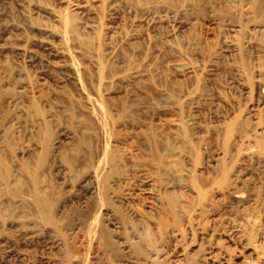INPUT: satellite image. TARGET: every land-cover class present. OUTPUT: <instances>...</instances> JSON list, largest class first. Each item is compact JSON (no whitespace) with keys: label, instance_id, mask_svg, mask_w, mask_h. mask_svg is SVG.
<instances>
[{"label":"rangeland","instance_id":"rangeland-1","mask_svg":"<svg viewBox=\"0 0 264 264\" xmlns=\"http://www.w3.org/2000/svg\"><path fill=\"white\" fill-rule=\"evenodd\" d=\"M179 1L155 9L140 0H0V256L19 254L59 264L60 251L49 250L42 239L26 240L25 231L41 221L28 202L34 192L57 195L65 178L72 198L61 219L69 224L93 200L83 195L91 187L85 178L90 165L73 163L75 154L96 143L97 126L83 114L89 95L84 87L93 74L86 67L99 60L98 54L106 67L101 93L110 109L121 107L124 113L115 129L139 134L128 150L120 145L125 166L106 172L112 211L96 206L95 221L113 229L111 222L124 214L131 222L125 228L142 232L130 217L137 211L150 216L159 212L161 200L163 207L181 205L192 220L216 221L206 208L201 211L194 181L205 182L230 169L229 176L236 177L233 189L213 196L219 205L215 215H221L234 240L227 244L230 252L224 260L214 264H246L239 254L245 252L243 245L264 240V85L257 87L264 79L257 82L254 70L253 77L233 72L247 56L241 52H260L246 33L256 22L242 16L247 0H236L235 16L224 0L221 9L217 0H198L200 5ZM230 18L244 20L238 32L228 24ZM201 24L210 32L207 48L195 38ZM253 35L262 49L264 38ZM25 84L34 96L42 88V97L26 98ZM233 118L249 142L233 136L225 143L224 127ZM45 128L51 133L50 151L42 161L36 143ZM144 191L151 194L146 198ZM61 210L58 205L57 216ZM147 225L143 244H135L129 254L130 264L203 263L197 241L181 246L187 258L169 255L174 238L166 227L154 231ZM62 234L69 238L65 229ZM97 247L85 248L89 257L84 264H90ZM121 256L113 261L104 255L101 264H118ZM71 262L69 258L65 264ZM255 263L264 264V257Z\"/></svg>","mask_w":264,"mask_h":264},{"label":"bare ground","instance_id":"bare-ground-1","mask_svg":"<svg viewBox=\"0 0 264 264\" xmlns=\"http://www.w3.org/2000/svg\"><path fill=\"white\" fill-rule=\"evenodd\" d=\"M69 3V0H65ZM71 1V0H70ZM178 3H182L179 0H175ZM190 3H198V0H187ZM219 3L216 5L219 9L223 7V0H217ZM227 2L228 7H226L231 14L234 16L237 14L239 6L236 3V0H224ZM145 6L159 8H167L168 4L172 3V0H140ZM245 8L243 10L242 16L246 22L252 21L256 22L255 26L251 29H247L246 33L250 36V39H253L257 42V46L260 52L251 53V52H241L246 54V58L243 60L237 61V67L233 69L235 74H240L246 72L249 77H253L254 70L257 73V82L264 79V46L261 49L259 39H257L253 34H259L264 38V0H247L244 4ZM151 10V9H148ZM167 12V11H166ZM231 20L230 24L234 28L235 32H238L240 25L244 23V20L241 21L240 18ZM244 25V24H243ZM247 26V24H245ZM203 25H200V30L196 34L195 38L205 44V48L208 47V39L210 32L208 29H203ZM238 27V28H237ZM242 27V26H241ZM236 47L237 51L238 47ZM98 59L96 62L89 61L86 67V70L89 72L92 71L91 75L89 72L88 86L84 88L88 90V96L86 103L88 104L87 109L84 111V116L88 119L93 125L94 129L97 126L98 133H96V143L92 149L84 153H77L74 157V162L78 167H85L90 165L89 169L85 172V178L88 183L91 185L89 189L84 190L83 195H88L92 201L89 200V205L80 208L82 217L80 219H74L66 221L61 219V215H65L66 211L63 210L64 204L71 200V190H66L65 187L68 186L65 182V178H62V181L59 183V191L57 195L54 193L43 192L37 193L34 192L32 196V201L28 202L31 210L34 209L35 214L39 215L40 222H35L32 227L28 228L25 231L26 240L30 243L39 241L45 242L48 249L53 251H60L59 264H65L66 260L71 258L72 262L70 264H84L87 261L86 257H89V251L86 252L85 248H91L92 245H98L97 250L91 256L92 259H88L90 264H101L102 258L104 255H107L109 260L110 257L114 258L122 253V256L118 260V264H130L129 254L132 252L133 246L135 244H143L145 235L147 234L149 227L146 226V223L149 224L150 228L154 231H158L163 227H166L168 232L174 238L172 243V248L168 251L169 255L179 254L180 257L187 258V249H183L181 246L189 240V244L198 242L199 251L202 253V264H209V261H212L213 264L218 260H224V254L230 252V247L227 245L229 242H233V235L227 234L226 223L221 219L220 214H216V211L219 209L217 207V200L213 195L229 194L233 189V181L236 177L229 176V173L232 171L228 169L223 172L221 175H215L210 180L205 182L195 179L194 185L196 186V191L199 194V204L201 206V211L206 208L207 215L211 214L215 217L216 221L205 219L204 222H199L196 219L191 218V215L188 214L187 210H184L181 205H176L174 202L168 203L167 206L163 207V200L159 201L158 207L161 209L159 212H156L153 215H148L143 212H134L132 214V220H134L138 225L142 226V232H138L129 227V232L125 228L124 224L130 225V220L125 219V215H121L119 220L111 222L113 229H107L105 225L99 224L95 221L97 211L94 209L96 206L107 205L105 208L111 212V205H108L110 200L108 187L106 184L107 175L106 172H113L118 170L120 167H124L126 161L120 156L119 148L120 145L125 147L124 149L128 150V144L131 143V139L139 134L135 132L133 135L121 134L115 129V126L119 119H123V114L121 113V107H114L107 105L105 98L101 93L102 89V80L105 79L104 71L106 69L105 65L100 61V55L98 54ZM110 74V72H109ZM263 83H258L257 87L263 86ZM23 93L26 94V98L30 100H35L42 97L43 89L39 88L36 92L38 93L34 96L35 92L30 87L29 84L23 86ZM116 111V112H115ZM115 112V113H114ZM120 114V115H119ZM148 119V117H146ZM99 126H98V125ZM237 119L233 118L226 124L225 128V143H229L232 140L233 136L237 138L240 137V141L249 142V138L246 139L242 133L243 128L237 129ZM255 134L252 139L255 138ZM51 137L50 131L45 128V131L41 134V138L36 143V146L40 148L41 155L40 160L47 161L49 155V140ZM69 138V135H66ZM238 139V138H237ZM239 140V139H238ZM155 147H158L156 139H153ZM79 147V146H78ZM129 156L132 154L129 152ZM90 162V163H87ZM85 162V163H84ZM140 163H133V167L139 166ZM65 175V170L63 171ZM213 186L216 191H214ZM67 193V196L64 194ZM151 194L150 192L144 191L143 195L147 198ZM81 195L78 194V196ZM262 208H264V202ZM58 205L62 208L60 215L57 216L56 211H58ZM164 215V216H163ZM159 217V218H158ZM122 222L120 219H122ZM170 219V223L167 221ZM66 220V219H65ZM166 220V221H165ZM221 220V221H220ZM65 222V224L63 223ZM52 226V228L50 227ZM221 226V228H219ZM107 229V233L104 229ZM67 231L69 236L66 239V236L62 234L63 230ZM230 231V229H228ZM108 233H111L114 237L113 240L110 239ZM258 238V235H256ZM262 237V236H261ZM264 239V238H263ZM73 243L71 245V243ZM245 252H239L245 258L246 264H256L255 260L260 257H264V240L259 244H253L251 241L243 245ZM179 247L181 249H179ZM193 246H190V249ZM101 251V252H100ZM11 256L14 255L13 249L9 250ZM97 257V260L93 259ZM199 263V262H198ZM0 264H58L56 261L52 263L51 260L45 261H31L19 254H15L14 258L7 259L0 256ZM114 264H116L114 262ZM200 264V263H199ZM222 264V263H220Z\"/></svg>","mask_w":264,"mask_h":264}]
</instances>
